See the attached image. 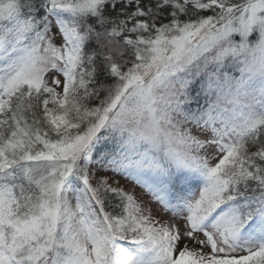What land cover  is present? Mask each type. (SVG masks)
I'll list each match as a JSON object with an SVG mask.
<instances>
[{
	"label": "snow or ice",
	"instance_id": "obj_1",
	"mask_svg": "<svg viewBox=\"0 0 264 264\" xmlns=\"http://www.w3.org/2000/svg\"><path fill=\"white\" fill-rule=\"evenodd\" d=\"M0 264H264V0H0Z\"/></svg>",
	"mask_w": 264,
	"mask_h": 264
},
{
	"label": "rangeland",
	"instance_id": "obj_2",
	"mask_svg": "<svg viewBox=\"0 0 264 264\" xmlns=\"http://www.w3.org/2000/svg\"><path fill=\"white\" fill-rule=\"evenodd\" d=\"M108 175H111V173H108ZM117 179L120 180V184L126 189V190H131L132 189V184L131 182L121 178V177H117ZM143 190L139 187V186H136L135 187V193L137 195H139ZM143 199L145 200H149L150 199V196L149 195H144ZM152 207L153 209H155L157 206L153 203L152 204Z\"/></svg>",
	"mask_w": 264,
	"mask_h": 264
}]
</instances>
